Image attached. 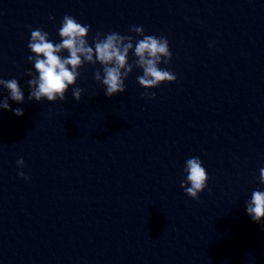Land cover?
I'll return each instance as SVG.
<instances>
[{
	"label": "clouds",
	"instance_id": "clouds-1",
	"mask_svg": "<svg viewBox=\"0 0 264 264\" xmlns=\"http://www.w3.org/2000/svg\"><path fill=\"white\" fill-rule=\"evenodd\" d=\"M54 19V17H50ZM91 26L82 25L70 16L63 17L58 35L59 43L49 39V33L42 29L31 30L28 48L33 55L28 56V61L34 64L38 76H33L31 71L26 74L32 78L27 81L29 86L28 100L41 102H64L70 86H74L80 75L79 69L85 64L102 66L101 71L94 73V79L105 87V95L112 97L126 90L125 78L133 71L134 67L142 69L143 74L137 77L138 84L144 89L157 88L164 83H174L177 77L169 70L160 68L161 63L168 64L172 58L169 41L166 37L145 35L142 26L133 25L130 32H134L142 39L136 40L131 35H121L113 32L108 34L97 33L90 45L87 36ZM133 51L135 60L129 63L128 57ZM67 52V56L60 55ZM0 85L9 93V96L0 101V108L13 111L16 116H23L21 108L11 109L8 100L16 103L24 102L23 90L17 79H0ZM83 89L72 88L75 101L81 100ZM142 95H148L144 93ZM156 94H150V99H155ZM24 160H17V165L22 169ZM184 172L186 179L181 181L180 187L192 199H199V194L207 187L209 176L199 157L186 160ZM18 175L27 180L23 171ZM259 182L264 184V168L260 169ZM246 213L251 220L261 223L264 220V191L254 190L251 198L245 203Z\"/></svg>",
	"mask_w": 264,
	"mask_h": 264
}]
</instances>
